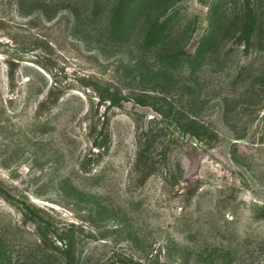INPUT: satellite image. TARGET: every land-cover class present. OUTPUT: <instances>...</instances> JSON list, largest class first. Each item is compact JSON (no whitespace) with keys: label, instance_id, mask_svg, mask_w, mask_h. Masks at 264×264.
<instances>
[{"label":"rangeland","instance_id":"374dc122","mask_svg":"<svg viewBox=\"0 0 264 264\" xmlns=\"http://www.w3.org/2000/svg\"><path fill=\"white\" fill-rule=\"evenodd\" d=\"M108 2L0 0V264H262L264 0Z\"/></svg>","mask_w":264,"mask_h":264},{"label":"trees","instance_id":"16d2710c","mask_svg":"<svg viewBox=\"0 0 264 264\" xmlns=\"http://www.w3.org/2000/svg\"><path fill=\"white\" fill-rule=\"evenodd\" d=\"M38 1L45 7L54 3V0H19V4H26L27 2L29 5H32ZM107 1L109 2L105 4L106 6L103 7V11L101 13L99 12L97 15L96 11H93L91 16L94 18H97L98 16V20L101 22L103 20V28L110 30L113 36L125 33H130L132 35L138 24H142L145 27L144 30L146 34L144 36V42H149L155 46L158 45V43L162 45L161 43H163V41H165L169 36L167 31L164 32L166 22L161 20L157 16L158 12H156L159 8L158 6H163L166 3V0H139V5L131 11L127 10L129 4H125V0ZM50 16L51 15L46 18L50 19ZM80 17H82V15L77 17V21L79 20V23L82 21ZM151 22H153L154 25L152 24L150 30L146 27V25ZM153 26H156L158 29L155 27L156 30L154 31V29H152ZM159 49H161V47H159ZM42 103L43 102L39 104V107ZM57 252L60 255V259L50 253L42 252V256L50 257V260L47 263H43V260H41L42 264H81V258H79L78 255L75 257L70 244H64L61 248L57 249ZM225 254H228L230 257L229 264H245L246 258L242 254L231 253L229 249ZM225 254L219 255V264L224 263ZM262 264H264V262Z\"/></svg>","mask_w":264,"mask_h":264}]
</instances>
